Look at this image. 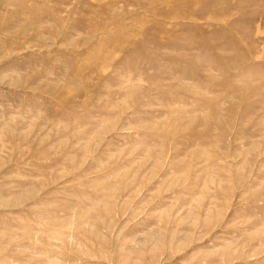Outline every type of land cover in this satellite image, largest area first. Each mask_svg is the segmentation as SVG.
<instances>
[{
    "label": "rangeland",
    "instance_id": "rangeland-1",
    "mask_svg": "<svg viewBox=\"0 0 264 264\" xmlns=\"http://www.w3.org/2000/svg\"><path fill=\"white\" fill-rule=\"evenodd\" d=\"M0 264H264V0H0Z\"/></svg>",
    "mask_w": 264,
    "mask_h": 264
}]
</instances>
